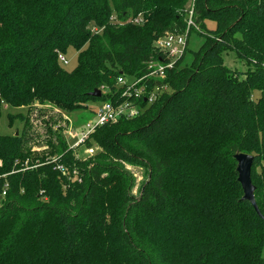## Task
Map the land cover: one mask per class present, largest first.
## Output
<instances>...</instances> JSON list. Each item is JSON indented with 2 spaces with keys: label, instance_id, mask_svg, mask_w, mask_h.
I'll return each mask as SVG.
<instances>
[{
  "label": "trees",
  "instance_id": "1",
  "mask_svg": "<svg viewBox=\"0 0 264 264\" xmlns=\"http://www.w3.org/2000/svg\"><path fill=\"white\" fill-rule=\"evenodd\" d=\"M192 32L204 41L184 64ZM167 34L187 35L176 60L157 45ZM70 48L72 71L59 58ZM228 52L248 70L229 69ZM120 77L143 94L124 95ZM92 101L139 114L99 127L88 161L51 119L45 137L31 132L33 107ZM5 107L27 113L0 134V264H264V0H0V123ZM242 153L262 217L243 200ZM126 165L146 173L139 196Z\"/></svg>",
  "mask_w": 264,
  "mask_h": 264
},
{
  "label": "rangeland",
  "instance_id": "2",
  "mask_svg": "<svg viewBox=\"0 0 264 264\" xmlns=\"http://www.w3.org/2000/svg\"><path fill=\"white\" fill-rule=\"evenodd\" d=\"M190 3L188 4V8H190ZM206 28L209 31L216 29V23L214 21H207ZM186 37V36H185ZM204 38L196 32H192L189 42H188V52L186 60L184 64H189L192 59V53L199 50L201 45L203 44ZM178 57L175 58L178 59ZM66 58L69 63L65 66V68L69 71L74 70L78 64V52L70 48ZM225 65L231 69L232 71L239 70L241 72H245L248 70L247 65L244 61L240 60L234 52H228L223 55ZM133 79L129 78V82ZM107 94V92H104ZM104 101H92L87 104L86 109L74 111L72 114H63L53 107H42L35 106L31 109L30 117L31 123L33 125L32 133H35V136H44L46 133V122L50 121V126L53 127L54 131H58L61 136H63L67 142V145L74 150V155L77 160L86 162L89 159L95 157L100 151V147L93 140L88 147L86 144L82 145L80 148L75 149L76 141L79 139L80 134L85 129L86 125L91 122H95L97 119V112L99 108L104 104ZM18 112L27 113V109H19V110H11L9 108H4L2 113V119L0 123V134L2 135H14L18 131H21L23 125L17 121L15 125L11 128L9 125V114H17ZM46 136V135H45ZM44 136V137H45ZM39 153H48L49 150L41 148L38 149ZM39 166V165H38ZM38 166L31 167L29 169L37 168ZM126 169L133 175L135 179V188L133 190L134 196H139L140 189L142 185L147 181V176L144 169L135 166L126 165ZM70 177V176H69ZM66 180V179H65ZM68 180V179H67ZM67 187V186H66Z\"/></svg>",
  "mask_w": 264,
  "mask_h": 264
},
{
  "label": "built area",
  "instance_id": "3",
  "mask_svg": "<svg viewBox=\"0 0 264 264\" xmlns=\"http://www.w3.org/2000/svg\"><path fill=\"white\" fill-rule=\"evenodd\" d=\"M193 12H190L189 20H188V27L191 28L192 26L195 27V23L192 19ZM142 22L141 18H137L135 20L136 24ZM186 36V37H185ZM158 47L167 55L169 58L175 59L179 55L181 56L184 53V50L187 46V35H175V34H167L164 38L160 39L157 42ZM60 61L63 62L65 65L68 64L67 59L65 56H59ZM174 61V60H173ZM174 63H170L167 66L163 64L152 63L150 65V69L153 70L150 74V77H156L158 79L164 80L166 78L165 71L167 68H172ZM140 83V80H132L129 82V79L120 77L118 79V85L122 87H127L124 95L132 96L135 93V97L139 98L141 94H143L144 90L139 88H135ZM144 89V88H143ZM159 88L156 89L158 91ZM134 91V92H133ZM154 101V95L150 98V102ZM139 110L138 108L133 105L132 103H121L118 105H114L110 102H105L98 110L96 116L97 119L95 122L88 123L85 129L79 136V139L76 142V147L80 148L82 145H85L86 142L90 139L91 135L101 126H104L109 123H113L118 121L121 118H134L138 116ZM58 169L62 172H66V168L63 166H59ZM8 186L6 185L5 188ZM6 195V191L2 193V196Z\"/></svg>",
  "mask_w": 264,
  "mask_h": 264
},
{
  "label": "water",
  "instance_id": "4",
  "mask_svg": "<svg viewBox=\"0 0 264 264\" xmlns=\"http://www.w3.org/2000/svg\"><path fill=\"white\" fill-rule=\"evenodd\" d=\"M92 97L100 98L102 96L101 91H96L91 94ZM235 160L237 161V172H238V181L242 186L244 192V201H248L254 207L257 214L262 217V214L259 210L255 199V191L256 187L253 185L252 182V167L254 164V157L248 154H237L235 156Z\"/></svg>",
  "mask_w": 264,
  "mask_h": 264
},
{
  "label": "crops",
  "instance_id": "5",
  "mask_svg": "<svg viewBox=\"0 0 264 264\" xmlns=\"http://www.w3.org/2000/svg\"><path fill=\"white\" fill-rule=\"evenodd\" d=\"M5 108H7V107H5ZM77 142V141H76Z\"/></svg>",
  "mask_w": 264,
  "mask_h": 264
}]
</instances>
